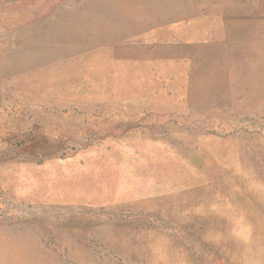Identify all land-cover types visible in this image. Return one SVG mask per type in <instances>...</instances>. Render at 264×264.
Masks as SVG:
<instances>
[{
	"label": "rangeland",
	"instance_id": "obj_1",
	"mask_svg": "<svg viewBox=\"0 0 264 264\" xmlns=\"http://www.w3.org/2000/svg\"><path fill=\"white\" fill-rule=\"evenodd\" d=\"M0 264H264V0H0Z\"/></svg>",
	"mask_w": 264,
	"mask_h": 264
},
{
	"label": "bare ground",
	"instance_id": "obj_2",
	"mask_svg": "<svg viewBox=\"0 0 264 264\" xmlns=\"http://www.w3.org/2000/svg\"><path fill=\"white\" fill-rule=\"evenodd\" d=\"M232 1V0H231ZM234 1V0H233ZM238 1V0H236ZM113 2V1H112ZM111 2V3H112ZM121 2V1H120ZM113 7V6H112ZM179 8V7H178ZM120 12V11H119ZM186 12V11H185ZM123 14V12H122ZM153 19V18H152ZM78 20V19H77ZM71 21V20H70ZM76 22V21H75ZM127 22V21H126ZM78 23V22H77ZM94 23V22H93ZM238 23V22H237ZM73 24V23H72ZM76 24V23H75ZM81 25V24H80ZM128 25V24H127ZM133 25V24H132ZM131 25V26H132ZM125 27V26H124ZM120 28V27H119ZM101 29V28H100ZM42 30V29H41ZM123 30V29H122ZM189 30V29H188ZM45 31V30H44ZM85 31V30H84ZM187 31V30H186ZM97 32V31H96ZM34 33V31L32 32ZM45 33V32H44ZM79 33V32H78ZM46 35V34H45ZM78 35V34H77ZM40 36V34H39ZM38 36V37H39ZM81 36V35H80ZM93 36V35H92ZM179 36V35H178ZM55 37V36H54ZM35 38V37H34ZM210 42V41H209ZM221 42V41H220ZM89 47V46H88ZM69 50V49H68ZM73 50V49H72ZM81 50V49H80ZM88 50V49H87ZM67 51V50H66ZM74 52V51H73ZM76 52V51H75ZM79 53V52H78ZM22 53H20L21 55ZM23 55V54H22ZM73 55V54H72ZM89 56V55H88ZM21 57V56H20ZM12 58V57H11ZM198 60V59H197ZM5 61V60H4ZM37 61V60H36ZM18 63V62H17ZM39 63V62H38ZM43 63V62H42ZM41 63V64H42ZM61 65V64H60ZM16 67V66H15ZM259 73V72H258ZM257 112V111H256ZM122 153V152H120ZM125 156L124 154L120 155L117 152H109L105 155H99L95 158L93 161V164L86 167L85 169H80L78 172H76L75 178L77 181L74 183L66 182L67 187V194H70L71 192H79L81 195L80 198L84 197L86 193L92 192L91 197L95 198H103L105 199H111V195H113V192L110 193V195H107L109 191H111V187L115 185L117 188L123 189L124 185L131 183V179L129 178L127 173L123 172V164L115 165L113 166L112 159H115L116 161H122ZM137 159V157H135ZM100 161L101 168L99 170L93 169V165L97 166V162ZM137 161V160H136ZM139 161V160H138ZM127 163V162H126ZM131 165H133L131 163ZM136 169V168H135ZM163 235V234H162ZM110 249V248H109ZM49 255V254H48ZM58 262V261H57Z\"/></svg>",
	"mask_w": 264,
	"mask_h": 264
}]
</instances>
